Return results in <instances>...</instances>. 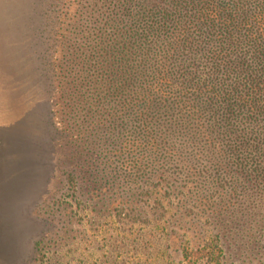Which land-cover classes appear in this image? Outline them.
I'll return each mask as SVG.
<instances>
[{
  "label": "rangeland",
  "instance_id": "rangeland-1",
  "mask_svg": "<svg viewBox=\"0 0 264 264\" xmlns=\"http://www.w3.org/2000/svg\"><path fill=\"white\" fill-rule=\"evenodd\" d=\"M113 4L0 0V264H264L248 166L126 153L130 114L95 86Z\"/></svg>",
  "mask_w": 264,
  "mask_h": 264
},
{
  "label": "trees",
  "instance_id": "trees-1",
  "mask_svg": "<svg viewBox=\"0 0 264 264\" xmlns=\"http://www.w3.org/2000/svg\"><path fill=\"white\" fill-rule=\"evenodd\" d=\"M113 9L95 86L130 114L126 153L174 155L195 176L186 150L198 148L213 169L225 157L248 166L249 182L264 181V0H122Z\"/></svg>",
  "mask_w": 264,
  "mask_h": 264
}]
</instances>
